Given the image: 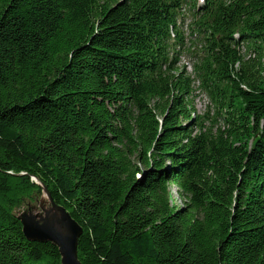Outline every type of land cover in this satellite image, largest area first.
<instances>
[{
	"label": "trees",
	"instance_id": "obj_1",
	"mask_svg": "<svg viewBox=\"0 0 264 264\" xmlns=\"http://www.w3.org/2000/svg\"><path fill=\"white\" fill-rule=\"evenodd\" d=\"M34 178L82 264H264V0H0V264Z\"/></svg>",
	"mask_w": 264,
	"mask_h": 264
},
{
	"label": "water",
	"instance_id": "obj_2",
	"mask_svg": "<svg viewBox=\"0 0 264 264\" xmlns=\"http://www.w3.org/2000/svg\"><path fill=\"white\" fill-rule=\"evenodd\" d=\"M36 184L43 188L52 205V210L62 214L60 219L53 216V212L47 213V216L38 223V226L28 227L24 220V233L27 238L38 242H51L59 247L61 252V264H82L78 258L79 239L83 233L80 225L72 218L70 213L58 205L49 189L37 178H34Z\"/></svg>",
	"mask_w": 264,
	"mask_h": 264
},
{
	"label": "rangeland",
	"instance_id": "obj_3",
	"mask_svg": "<svg viewBox=\"0 0 264 264\" xmlns=\"http://www.w3.org/2000/svg\"><path fill=\"white\" fill-rule=\"evenodd\" d=\"M190 21L185 22L184 31L186 32L188 47L185 49V56L181 58V67H187L188 71L191 72L190 67L195 63V58L191 52L194 50V38L190 35ZM207 97L200 91H197L196 97L194 99L195 113L198 115H203L207 110L208 105ZM175 188L172 187V192L174 194ZM52 205L47 197L44 196V191L41 195H34L31 199L25 200L22 206L16 210V214L28 223V227L38 226L42 220L47 216L48 212H51ZM54 213L55 211L52 210Z\"/></svg>",
	"mask_w": 264,
	"mask_h": 264
},
{
	"label": "bare ground",
	"instance_id": "obj_4",
	"mask_svg": "<svg viewBox=\"0 0 264 264\" xmlns=\"http://www.w3.org/2000/svg\"><path fill=\"white\" fill-rule=\"evenodd\" d=\"M247 46H249V45H247ZM204 48H205V47H204ZM44 196L48 198V196H47V194H46L45 191H44ZM53 214H54L53 216H55L56 219H60V218L62 217V214L59 213V212H54Z\"/></svg>",
	"mask_w": 264,
	"mask_h": 264
}]
</instances>
